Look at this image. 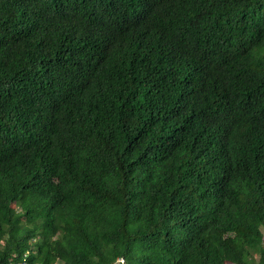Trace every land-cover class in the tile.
Instances as JSON below:
<instances>
[{
    "label": "trees",
    "instance_id": "16d2710c",
    "mask_svg": "<svg viewBox=\"0 0 264 264\" xmlns=\"http://www.w3.org/2000/svg\"><path fill=\"white\" fill-rule=\"evenodd\" d=\"M117 257L264 264V0H0V264Z\"/></svg>",
    "mask_w": 264,
    "mask_h": 264
},
{
    "label": "built area",
    "instance_id": "2783aa9c",
    "mask_svg": "<svg viewBox=\"0 0 264 264\" xmlns=\"http://www.w3.org/2000/svg\"><path fill=\"white\" fill-rule=\"evenodd\" d=\"M15 264H24L23 262L15 263ZM108 264H125V260L122 257H117L114 261Z\"/></svg>",
    "mask_w": 264,
    "mask_h": 264
},
{
    "label": "rangeland",
    "instance_id": "374dc122",
    "mask_svg": "<svg viewBox=\"0 0 264 264\" xmlns=\"http://www.w3.org/2000/svg\"><path fill=\"white\" fill-rule=\"evenodd\" d=\"M28 243H29V241L27 240V241H26V244H28ZM226 264H232V263H226Z\"/></svg>",
    "mask_w": 264,
    "mask_h": 264
}]
</instances>
